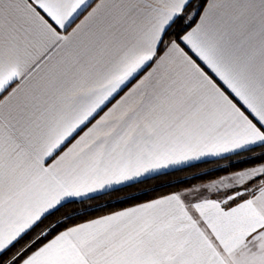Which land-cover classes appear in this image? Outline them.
Listing matches in <instances>:
<instances>
[{
    "label": "snow or ice",
    "instance_id": "snow-or-ice-1",
    "mask_svg": "<svg viewBox=\"0 0 264 264\" xmlns=\"http://www.w3.org/2000/svg\"><path fill=\"white\" fill-rule=\"evenodd\" d=\"M0 264H264V0H0Z\"/></svg>",
    "mask_w": 264,
    "mask_h": 264
},
{
    "label": "trees",
    "instance_id": "trees-1",
    "mask_svg": "<svg viewBox=\"0 0 264 264\" xmlns=\"http://www.w3.org/2000/svg\"><path fill=\"white\" fill-rule=\"evenodd\" d=\"M259 151V150H257ZM228 161H216L215 163L196 162V167H185L183 171L169 170L167 174H156L151 178L142 179L143 182L135 183L132 187H119L120 190H109L107 194H98V198L91 200L88 204L81 206L75 205L79 209L81 207H88L89 210L95 206H102L101 212H93V215H101L105 212L114 211L130 204L138 203L144 200L152 199L156 196L166 194L174 191L177 188L185 187L186 185L180 181H190L191 183H199L200 181L193 179V173H202L205 169H215L217 164L226 165ZM246 165L238 164L237 167H245ZM223 173L216 172V175ZM210 177H202V179H209ZM131 197H135L132 199ZM71 209H66L68 211Z\"/></svg>",
    "mask_w": 264,
    "mask_h": 264
},
{
    "label": "crops",
    "instance_id": "crops-1",
    "mask_svg": "<svg viewBox=\"0 0 264 264\" xmlns=\"http://www.w3.org/2000/svg\"><path fill=\"white\" fill-rule=\"evenodd\" d=\"M194 163H196V162H194ZM169 170H172V169H169ZM169 170H165V172H166V171H169ZM154 175H156V174H154ZM142 179H145V178H142ZM118 187H121V186H118Z\"/></svg>",
    "mask_w": 264,
    "mask_h": 264
}]
</instances>
